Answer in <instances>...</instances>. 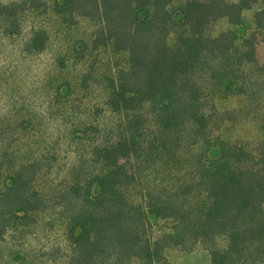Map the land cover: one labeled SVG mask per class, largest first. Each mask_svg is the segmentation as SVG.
<instances>
[{
	"label": "trees",
	"instance_id": "obj_1",
	"mask_svg": "<svg viewBox=\"0 0 264 264\" xmlns=\"http://www.w3.org/2000/svg\"><path fill=\"white\" fill-rule=\"evenodd\" d=\"M54 39L58 135L33 140L29 111L0 117V264L58 246L54 264L198 247L264 264V135L226 139L240 108L222 107L245 98L264 125V0H0V85L7 43L28 57Z\"/></svg>",
	"mask_w": 264,
	"mask_h": 264
},
{
	"label": "rangeland",
	"instance_id": "obj_2",
	"mask_svg": "<svg viewBox=\"0 0 264 264\" xmlns=\"http://www.w3.org/2000/svg\"><path fill=\"white\" fill-rule=\"evenodd\" d=\"M243 14L248 23L253 22L254 11L252 9L244 10ZM223 26H225L224 21L218 23L217 29ZM259 42V56L264 60V41L260 39ZM56 44L57 41L43 53L28 57L21 55L20 48H17V53H14L13 46L10 43H7L5 47L7 51L13 53L4 65L7 69L11 67L13 69L9 70L10 74L6 76L5 82L0 85V117L13 118L15 114L18 117L27 113V111H29L31 117L37 114L41 115L43 117L42 126L40 127L42 131L39 134L30 133L33 140L49 138L53 132L55 136L58 135L56 127L60 123V112L55 105L53 94L56 87L61 85L64 72L60 62L58 63L57 57L60 48ZM248 103L247 99L237 96L222 101V107L225 109L240 108L235 121L229 122L223 133L226 139L231 141H254L263 137L264 125L261 122L262 119H255L253 116L255 113H259L258 108L256 105L249 107ZM241 107H244V110ZM36 118L38 117L36 116ZM53 250H50L53 261L49 260L47 264L56 263V260L62 254L60 246ZM168 254L170 264H212L210 252L202 247L194 250L171 249Z\"/></svg>",
	"mask_w": 264,
	"mask_h": 264
}]
</instances>
